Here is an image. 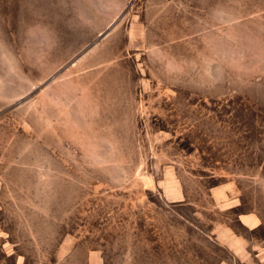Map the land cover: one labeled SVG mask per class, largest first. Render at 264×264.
I'll use <instances>...</instances> for the list:
<instances>
[{"label":"rangeland","instance_id":"374dc122","mask_svg":"<svg viewBox=\"0 0 264 264\" xmlns=\"http://www.w3.org/2000/svg\"><path fill=\"white\" fill-rule=\"evenodd\" d=\"M0 264H264V0H0Z\"/></svg>","mask_w":264,"mask_h":264}]
</instances>
